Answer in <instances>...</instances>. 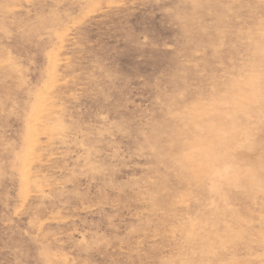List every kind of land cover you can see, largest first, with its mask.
<instances>
[{"label":"rangeland","instance_id":"obj_1","mask_svg":"<svg viewBox=\"0 0 264 264\" xmlns=\"http://www.w3.org/2000/svg\"><path fill=\"white\" fill-rule=\"evenodd\" d=\"M0 264H264V0H0Z\"/></svg>","mask_w":264,"mask_h":264}]
</instances>
